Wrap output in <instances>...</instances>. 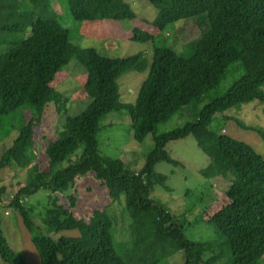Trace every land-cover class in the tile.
<instances>
[{"label": "trees", "instance_id": "16d2710c", "mask_svg": "<svg viewBox=\"0 0 264 264\" xmlns=\"http://www.w3.org/2000/svg\"><path fill=\"white\" fill-rule=\"evenodd\" d=\"M23 1L34 0H13ZM63 1L74 21L121 23L129 30L132 43L149 44L152 49L110 59L93 47L80 48L52 8L44 18L32 13L22 19L5 18L0 24V144L16 132L9 147L0 152V171L11 166L32 169L30 186L17 190L9 202L4 199L12 191L0 188V206L18 214L39 264H161L179 253L183 255L181 264H257L264 257V158L248 144L224 134V129L212 131L210 126L216 115H222V121L256 132L264 143L263 131L223 116L241 104H264V0H147L162 8L155 20H141L158 29L156 36L131 25L136 14L124 0ZM8 10L0 4V15H8ZM176 19H181L186 35L196 27V20L207 24L188 57L172 49L179 43L171 48L165 40L171 37L167 31L177 32ZM73 59L85 71L83 91L90 102L82 112L69 116L66 107L72 105L70 100L52 83ZM233 66L240 76L223 96L205 104L194 121L156 134L159 124L186 113L191 102H199L219 86ZM145 71L135 102L122 103L118 81L128 73ZM50 103L59 115L65 113L64 126L57 139L48 143L47 171L40 172L34 137ZM122 111L130 117L137 143L149 135L153 140L152 150L136 172L124 170L119 161L99 151L100 119ZM188 137L207 159L199 170L203 178H231L234 188L245 193L242 198L230 195L228 204L209 218L200 215L198 222L210 224L221 236L218 242L187 240L183 218L151 198L155 186L170 191L167 177L156 173L155 165L182 167L167 145ZM81 145L82 155L73 159ZM69 157L66 167L56 170ZM86 175L106 189L111 202L124 196L130 219L124 242L113 239L114 222L106 210H94L87 219H78L70 211L76 206L74 196H65L66 206L60 205L56 194H67ZM39 190L54 197L36 210L25 199ZM223 243L228 253L221 258ZM0 260L26 264L21 254L10 250L1 223Z\"/></svg>", "mask_w": 264, "mask_h": 264}, {"label": "rangeland", "instance_id": "374dc122", "mask_svg": "<svg viewBox=\"0 0 264 264\" xmlns=\"http://www.w3.org/2000/svg\"><path fill=\"white\" fill-rule=\"evenodd\" d=\"M128 3L136 14V19L131 23L134 27L141 29L151 35H157V28L144 24L141 20L153 21L162 13V8L157 3H149L147 0H124ZM4 9L10 10L8 15H0V24L5 18L22 19L30 14L44 18L48 8L56 13L58 21L70 32L72 42L80 48L93 47L99 55L110 59H124L138 53L151 51L152 47L147 44L132 43L130 41V32L121 23L114 21H94L79 23L74 21L68 14L63 0H34L32 2L23 1L21 4L13 0H0ZM8 10V11H9ZM177 20V19H176ZM196 27L186 35L181 19L176 21V33L167 31L171 34L170 38H165L168 47L178 44L180 46L171 47L177 54L188 57L192 53L195 42L207 31V24L199 23L196 20ZM187 27H185V30ZM184 32V33H183ZM166 33V34H167ZM165 35V33L163 34ZM147 55V54H146ZM151 56V55H150ZM85 71L76 61L71 60L59 73L54 81V89L68 98L72 105H67V115L74 116L82 112L90 99L83 91L85 83ZM147 71L142 74L134 75L128 73L118 81L120 90V101L126 104H133L140 85L144 81ZM240 76L237 66H233L225 79L219 86L210 91L199 102H191L186 108V113H178L168 121L159 124L155 132L163 134L183 126L186 122H192L197 117L201 108L210 101L223 96L229 85ZM71 107H73L71 109ZM62 114H65L62 112ZM59 115L55 106L50 103L45 106L42 120L35 133V146L37 153V162L40 172L47 171V156L45 149L51 141H55L58 133L64 126V116ZM222 115H216L210 126L212 131L224 129L223 133L248 144L252 149L264 158V143L256 132L246 131L237 127L233 122H224L220 119ZM223 116L238 119L246 126L254 130H261L264 133V104L251 102L241 104L228 109ZM100 133L97 136L99 151L102 155L117 160L122 164L124 170L136 172L144 165L146 156L153 148L152 136L149 135L142 143H137L133 138L131 120L125 111L109 113L99 121ZM16 137V132L11 133L8 139L0 144V152L9 147L11 141ZM81 145L73 152V159L78 158L83 153ZM167 151L172 158L182 163V167H172L165 163H158L154 171L167 177L166 186L170 191H165L159 186L153 188L151 198L165 205L169 211L183 218L186 222L184 227V236L187 240L196 242L221 241V236L208 223L199 221L201 214L204 218H209L220 211L228 204L230 195L242 198L245 193L240 189H235L231 178H215L207 180L203 178L199 170L208 162L203 153H201L192 137L183 141L170 143L167 145ZM70 157L65 159L62 164L57 166L56 170L66 167ZM32 169H16L14 166L0 171V188H4L10 197L21 187H29ZM44 181L46 178L43 179ZM72 195L76 199V206L70 211L78 219H87L94 210H106L114 222L113 239L116 242L127 240V231L130 225V219L125 208V198L123 195L118 200L111 202L105 188L99 185V182L92 176L86 175L80 178L74 188L68 190L67 194H56L60 198V205L66 206V197ZM4 196V195H3ZM53 196L47 190H39L31 196V205H36V210L42 206H47L48 199ZM66 196V197H65ZM38 206V207H37ZM197 221V222H196ZM0 223L4 236L13 253L21 254L26 264H39L38 257L30 242V237L24 228L22 221L17 213L12 212L8 207L0 206ZM67 235V234H66ZM73 235V234H70ZM227 246L223 243L220 247V257L227 255ZM209 254L205 255V259ZM183 255L176 254L173 258L164 261L161 264H181ZM0 264H3L0 260ZM264 264V257L257 263Z\"/></svg>", "mask_w": 264, "mask_h": 264}]
</instances>
